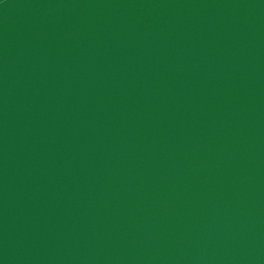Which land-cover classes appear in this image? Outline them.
Listing matches in <instances>:
<instances>
[{"label": "water", "instance_id": "95a60500", "mask_svg": "<svg viewBox=\"0 0 264 264\" xmlns=\"http://www.w3.org/2000/svg\"><path fill=\"white\" fill-rule=\"evenodd\" d=\"M0 264H264V0H0Z\"/></svg>", "mask_w": 264, "mask_h": 264}]
</instances>
